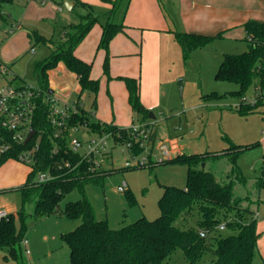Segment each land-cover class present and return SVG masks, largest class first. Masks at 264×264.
Listing matches in <instances>:
<instances>
[{
  "label": "trees",
  "instance_id": "trees-1",
  "mask_svg": "<svg viewBox=\"0 0 264 264\" xmlns=\"http://www.w3.org/2000/svg\"><path fill=\"white\" fill-rule=\"evenodd\" d=\"M13 1L0 0V19L4 20L2 7L12 4ZM123 1L110 2L111 10L102 24L98 49L105 52L102 70L107 76L108 45L123 29L122 23L115 22L113 16L121 9ZM74 5L83 8L84 13L79 15L77 23H69L64 28L59 39L46 40L36 32L27 34L29 44L32 43L27 51L31 52L33 46L40 42L50 48L49 55L36 61L33 66L35 86L39 90L38 95L31 98L33 107L30 130L35 133L28 143L19 144L11 139L13 132L5 133L12 147L9 151L0 153L2 164L9 159L19 161L21 152L32 149L36 144L38 147L33 153V163L26 181L17 188L22 209L18 211L16 219L20 226H16L15 218L11 214L0 219V249L7 254L5 258L8 257L17 264H23L20 243L26 230L24 219L27 214H30L36 223L54 215L66 194L74 189L82 192L87 183L102 185L104 178L114 172L94 168L88 162H82L72 170L63 167L66 161L71 167L79 161V153L73 152L68 145L71 138L70 128L84 127L87 133L98 135L110 132L116 145L132 141L122 128L94 121L91 112L84 109L70 116L66 123L67 131L59 137L54 136L56 129L50 122L49 106L45 101L51 94L50 73L58 66H62L65 71L75 76L80 92L89 91L96 94L99 88V82L90 77L91 63L78 59L74 52L92 26L100 23V16L86 3L78 1ZM244 30L247 36L246 52L238 55L225 54L214 75L216 81L237 85L238 89L232 94L239 99L236 111L240 116L254 113L259 106L257 101L262 98L259 96L254 104L243 100L245 90L253 79H260L261 88L264 86V23L247 21ZM174 39L181 48L182 59L185 62L192 50L210 45L215 37L174 32ZM2 66L0 62V68ZM121 80L125 84L132 112L147 121L148 110L142 109L137 80L133 78ZM216 97L219 96L206 94L201 96V99ZM224 140L227 141L228 147L213 154L210 152L181 154L166 163H156L148 157L146 167L175 162L186 166V186L162 187L158 200L160 214L154 220L141 217L133 224L113 229L105 220L96 219L85 196L67 202L61 211L62 214L70 220H80L75 229L61 236L69 248V264H163L176 249L181 250L187 264H197L208 251L214 257L212 264H253V255L260 235L256 228L258 215L251 207L256 201L249 196L241 199L234 194L235 186L246 184L245 177L238 169L237 160L250 146L231 143L227 138ZM257 146L262 147V172L260 177H257L255 185L264 190V141L258 142ZM128 152L139 155L143 153V148L132 142ZM209 159L213 161L225 159L229 166L225 182H220L213 173L205 169ZM45 171H49L55 177L47 183L37 184V174ZM246 202L248 203L245 206ZM193 215L197 217L196 229H181L175 225L179 216L186 220ZM220 226H224V229L219 230ZM224 230L231 233L222 236L220 232ZM200 233H204V237H201Z\"/></svg>",
  "mask_w": 264,
  "mask_h": 264
},
{
  "label": "rangeland",
  "instance_id": "rangeland-1",
  "mask_svg": "<svg viewBox=\"0 0 264 264\" xmlns=\"http://www.w3.org/2000/svg\"><path fill=\"white\" fill-rule=\"evenodd\" d=\"M125 4H127V1L123 3V5ZM61 8L63 13H65L66 7L64 3H61ZM93 10L100 16V20L106 17L98 9L93 8ZM83 13V8L78 6L74 8L70 16L72 23H77L79 15ZM117 18L118 16L116 20H118ZM64 24H66L65 21H60L58 27ZM6 25L0 19V31L7 28L8 26ZM38 27L41 29L42 37L46 40L52 38L56 40L61 35V28L52 32V28L46 23H41ZM21 30L16 33L21 52L11 60L8 59L5 62L11 51L3 53L4 46L9 42H6V40L10 38H4L3 41H0V62L5 63L3 66L5 65L7 68L6 74L0 79V90L7 86L12 88L35 86L34 63L44 59L50 53V48L43 42L33 46L31 52L27 51L32 46V43L27 44L26 40V46L24 45L25 34L22 33L23 29ZM176 44H173L176 48L174 47L173 50L170 48L172 53L167 64L168 82L171 80L169 84L170 95L168 97L171 107L175 108L170 112L167 111V113L160 110L159 107L154 109L152 113L158 121V125L155 127V138L160 140V138L163 139L168 136L171 140H177L179 144L182 143L185 146L186 152L190 154L221 152L228 147L227 141L224 140L225 138L237 145L250 146L237 160L238 169L245 177L246 184L245 186H235L234 194L241 199L249 196L250 199L256 201L251 207L258 215L256 228L260 235L252 263L259 264L264 262V190L259 189L255 182L262 172V148L257 146V143L264 141V98L257 101L259 106H257L254 113L240 116L236 111L239 99L232 94L238 89L237 85L216 81L214 76L223 56L225 54L238 55L246 52L247 43L246 41L236 42L232 40L222 43V45H215L214 42L192 50L185 62ZM183 62L186 64L184 65ZM103 73L102 64L95 65L93 62L90 75L92 74V76L102 81L103 77L106 80L107 76ZM13 78L16 79L14 80ZM260 85V79H253L244 93L243 100L246 103H253L256 94L255 90ZM115 87H120V84ZM64 89L77 90V93L70 96H64L66 95V90L60 92L63 98H67L66 100L69 102L74 101L80 93L77 84ZM54 94L58 95L59 92L54 91ZM206 94H215L219 97L201 99V96ZM116 96L120 98L119 93ZM80 99H83L85 110L98 114L100 119L105 120L104 116L110 109L104 101L106 99V91L102 89V83L96 94L83 91ZM93 103L94 106L92 107ZM120 114L122 121L117 123L120 124L126 121V124L120 125L125 127L127 122L130 123V112L121 110ZM134 119H136V115ZM84 133L85 128L82 127L73 134L84 141L88 137ZM149 136H151V133ZM150 145L148 144L149 148ZM107 148L104 155L98 158V167L103 170H113L114 172L104 178L102 185L87 183L82 192L74 189L61 200L57 213L37 223L30 214L25 216L24 225L26 230L24 239L28 241L27 248H29L32 255L25 256L21 249V261L23 264H69V248L61 236L75 229L80 224V220H70L62 214L61 211L67 202L76 201L85 196L97 220H105L110 228L119 229L131 223L133 224L134 221L141 217H145L148 220L156 219L160 214L158 200L164 185H172L178 188L186 186V166L181 163L175 162L136 170H122L124 162L131 159L125 145L118 144L114 146L113 143H110ZM19 165L27 167L22 163H19ZM205 167L220 182H225L224 178L229 166L224 159L217 161L209 159ZM20 174V169L16 168L15 165L0 164V188L5 187L8 189L10 184L20 179ZM122 181L126 182L129 188L126 193L117 191V187L122 184ZM0 192V201L5 199L11 206L16 207L18 211L22 209L20 194L16 188L8 192ZM247 203H245V206ZM196 221V215L186 220L179 216L175 221V225L181 229H196ZM17 226L19 227L20 223ZM230 233L229 230L220 232L222 236H227ZM1 257L0 264H16L8 257L7 259H2ZM213 259L212 253L208 251L197 264H212ZM163 264H187V261L183 257L181 250L176 249Z\"/></svg>",
  "mask_w": 264,
  "mask_h": 264
},
{
  "label": "crops",
  "instance_id": "crops-1",
  "mask_svg": "<svg viewBox=\"0 0 264 264\" xmlns=\"http://www.w3.org/2000/svg\"><path fill=\"white\" fill-rule=\"evenodd\" d=\"M78 1L98 9L99 12H103L102 15H107L111 10L110 2L114 0H14L12 4L2 7L4 17V20H2L8 27L0 31V41L9 37L10 39L6 40V42H9L4 46L3 53L5 54L7 51H11V54L6 58L5 62L8 59L11 60L15 56H18L21 52L20 44L18 45L17 42L18 37L16 36L18 31H22L21 29H23L22 33L25 34V46L26 40L27 44H29L27 37L29 32H36L41 35V29L38 27L41 23L49 25L52 28V32L61 28L60 33L63 35L62 30L64 26L72 23L70 16L74 8H76L74 3ZM126 1L127 4L123 5ZM126 1H123L121 9L115 12L113 16L115 22L122 23L123 29L111 39L108 45V77L106 76V80L103 77L101 81V79H97L92 74L90 75L92 79L99 82V86L102 83V89L106 91V99L104 101L110 110L106 112V116H104L105 120L100 119L98 114L93 112L91 113L92 118L99 123L112 124L118 128H126L134 124H140L141 122H143L141 124L149 125L151 127V139L148 141V144L151 145L150 148L148 147V151H150L149 154L153 161L157 158L158 146L161 143L168 145L167 147L172 158L181 154L190 155V153L186 152L185 146L182 143L179 144L177 140H171L168 136L163 139L160 138V140L155 138V127L158 125V121L152 112L156 107H159L160 110L166 113L175 108L171 107L169 101V84L171 80L168 82L167 76V64L172 53L170 52V48L172 50L174 47L176 48L173 44L177 43L174 39V32L215 37V45H222V43L224 44L232 40L236 42L246 41L247 36L244 30V24L251 20L264 23V0ZM61 3L66 4L68 7L65 13H63V9L61 8ZM117 16L118 20H116ZM105 20L106 17L102 18L100 23L92 26L74 52L78 59L91 63V69L93 62L95 65L103 64L105 58V52L98 49V43L102 33V24ZM60 21H65L66 24L58 27ZM9 31L11 32L9 33ZM176 45H178L181 52L179 44ZM1 63L5 64L3 62ZM122 78H133L137 80L139 84L140 103L143 109L148 110L147 121H144L141 116L132 112L129 106L130 104L128 103L125 84L121 80ZM73 84H77L78 86L75 76L65 71L62 66H58L50 73V89L53 94L54 91L59 92L58 95L55 94L57 96L63 98L60 92L64 90H66V95L64 96L77 93L75 89H64L73 86ZM118 84H120V87H115ZM117 93L120 94V98L116 96ZM80 95L81 92L77 95L76 99H80ZM82 105L85 110L83 99ZM121 110L130 112V123L127 122L125 127L120 125L126 124V121L120 124L117 123L122 121L120 117ZM149 112H151V117L152 115L154 116V119L149 118ZM135 115L136 119H134ZM84 134L87 135L86 132ZM17 163L10 159L4 162L5 165H15L16 168L20 169L21 174L18 181L10 184L8 189L5 187L0 188V191L8 192L13 188L17 190L26 181L29 168ZM104 171L108 170L104 169ZM1 200L0 210H5L13 215L17 226V208L11 206L5 199ZM27 245L28 241L26 248ZM21 249L23 251V248ZM27 249L29 250V248ZM6 255L5 251L0 249L1 258L7 259L5 258ZM30 255L32 253L29 250Z\"/></svg>",
  "mask_w": 264,
  "mask_h": 264
},
{
  "label": "built area",
  "instance_id": "built-area-1",
  "mask_svg": "<svg viewBox=\"0 0 264 264\" xmlns=\"http://www.w3.org/2000/svg\"><path fill=\"white\" fill-rule=\"evenodd\" d=\"M11 31H9L10 33ZM32 51V50H31ZM6 68L3 66L0 69V77L6 74ZM39 90L36 86H22L19 88H12L7 86L0 90V153L7 152L11 149L12 145L5 137V133L13 132L11 137L12 141L15 143H25V139L30 130V124L32 119V104L31 98L38 95ZM255 98L253 104L257 101L259 96L264 98V86L261 88L257 87L255 90ZM261 98V99H262ZM67 98H62L51 92L45 98L46 103L49 106V118L51 124L56 129L55 137H59L63 132L67 131L68 128L66 123L72 114L79 113L80 109H83L82 100L75 99L73 103L66 100ZM82 127H73L70 128L71 138L69 140V147L73 152L79 153V161L70 166L66 161L64 162L65 168L72 170L77 167L82 162H88L92 164L94 168H100L98 158H100L107 151V147L110 143H113L115 146V141L113 134L103 133L98 134H89L87 133L86 140L82 141L80 138L75 137L73 133L78 132ZM125 131L131 142H127L125 145L127 151L130 149L132 142L138 144L140 148H143V153L139 155H132L130 160L124 162L125 169L133 168H143L148 164V157L150 154L148 151V141L149 135L151 132V127L146 124H134L126 128H122ZM31 140V139H30ZM29 140V141H30ZM28 141V142H29ZM27 142V143H28ZM146 146V147H145ZM37 144L30 150H26L20 153L19 163L26 165L29 169L33 163V153L37 149ZM159 155V156H158ZM158 155L154 162L162 163L169 162L172 159V155L165 145L161 143L158 146ZM151 158V157H150ZM152 160V159H151ZM153 161V160H152ZM55 176L49 171L40 172L36 176L37 184H44L52 180ZM128 190L126 182L122 181L117 187V191L124 193ZM9 213L5 210H0V219L7 218ZM224 226H220L219 230H223ZM201 237H204V233H200ZM27 241L25 239L21 240V246L23 248V253L25 256H29V250L26 248Z\"/></svg>",
  "mask_w": 264,
  "mask_h": 264
},
{
  "label": "water",
  "instance_id": "water-1",
  "mask_svg": "<svg viewBox=\"0 0 264 264\" xmlns=\"http://www.w3.org/2000/svg\"><path fill=\"white\" fill-rule=\"evenodd\" d=\"M64 5H65L66 9L68 10L67 5H66V4H64ZM142 109H143V108H142ZM149 118L154 119V116H153V115H152V117H151V112H149ZM34 133H35V132L32 131V130L29 131V133L27 134V137H26V139H25V143H27V142L32 138V136L34 135ZM201 167L203 168V167H204V164H202Z\"/></svg>",
  "mask_w": 264,
  "mask_h": 264
}]
</instances>
